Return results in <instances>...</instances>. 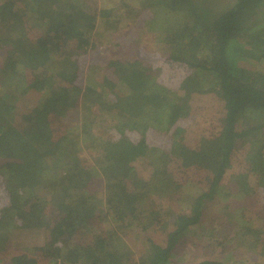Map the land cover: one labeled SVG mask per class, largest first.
Wrapping results in <instances>:
<instances>
[{"label": "trees", "instance_id": "trees-1", "mask_svg": "<svg viewBox=\"0 0 264 264\" xmlns=\"http://www.w3.org/2000/svg\"><path fill=\"white\" fill-rule=\"evenodd\" d=\"M99 1L0 0V254L41 234L11 264H133L127 232L162 229L136 264H181L187 244L189 264H224L247 241L264 258V215L234 219L264 205V0L209 20L191 0ZM134 23L148 62L96 59Z\"/></svg>", "mask_w": 264, "mask_h": 264}, {"label": "rangeland", "instance_id": "rangeland-1", "mask_svg": "<svg viewBox=\"0 0 264 264\" xmlns=\"http://www.w3.org/2000/svg\"><path fill=\"white\" fill-rule=\"evenodd\" d=\"M103 1V0H102ZM99 1L97 4V12H99L98 15H101V10L103 9V6L106 5L105 1ZM191 2L195 5V7L198 10V14L202 19L205 20H209L211 18H214L215 16H219L220 14H222L228 7H230L233 3V0H191ZM104 3V4H103ZM208 15V16H207ZM150 35V34H149ZM151 37V35H150ZM144 36L141 32V27L139 26L138 23H134L133 27L130 29H127L125 32L118 33V34H113L110 35L109 37L106 36H101L99 37V52H100V57L98 56V54H96L95 56H98V58L100 61L103 60V63H107L108 61L112 60V61H120L122 59H128V60H136L138 63H145L148 62V60L146 61V54H144L143 52L140 53V49L133 44L134 40L136 39H143ZM117 43L119 44V46H117ZM3 51H0V58L3 55L2 53ZM90 55V52L88 53ZM4 57V56H3ZM2 59V58H1ZM0 59V60H1ZM102 62V61H101ZM89 60H88V56L86 57L85 63L84 64H88ZM1 65V62H0ZM171 73V72H170ZM81 112L79 111V113L74 112L72 114V117L70 118V120L72 122H76L79 125L81 124V118L82 115L80 114ZM83 114V113H82ZM78 125V126H79ZM70 129H74L76 131V125L72 124V127ZM81 140H79V148H80V153L83 152V148L81 147ZM87 154V153H86ZM83 154L82 156L84 159L87 158V164H91L92 163V158L87 154ZM234 171H236V169H239L237 166L232 168ZM233 170H230V172H228L227 174H225V177L223 178V180L221 181L222 184H227L230 182L231 180V174H234ZM103 182L100 180H96L94 182L93 185V190L95 192H98L99 194L103 191V200L106 202V190L104 187L103 190ZM204 186V185H202ZM202 192V187H199L198 189H192L191 193L195 195H197L198 193ZM260 197H262L264 195V192L259 193ZM260 198L259 196H251L248 199V207L245 209L244 212L238 213L237 216L234 218L236 220H238L237 218H242L245 219L247 222L256 218L257 216L264 215V205L260 204ZM223 207L222 204H218L217 202L213 201L212 206H209L208 209V216L209 218H213V216H218L219 212H220V208ZM179 210L178 206H171V211L170 213H172L175 209ZM177 210V211H178ZM176 211V212H177ZM175 212V213H176ZM244 213V214H243ZM259 213V214H257ZM127 213H125V215H123V219H126ZM226 217L225 215L221 216L220 220H224ZM212 220V219H211ZM210 219H208L207 222H209ZM239 221V220H238ZM223 222V221H220ZM237 224L239 226H241L240 223L237 222ZM214 225V223L212 224ZM224 226H221L217 229L219 230H223ZM242 228H245L242 227ZM136 233H139L136 230H130L127 232L126 235V239L124 240V244L128 247V251L126 253L130 254L133 257H131V262L133 261V264H136V261H139V258L141 257L142 253H141V247L144 245L143 241L146 240L147 238H151L154 242L158 243V244H164V235L162 233H164V230L161 229L160 231H148L146 232H140V236H137ZM119 235L120 237H124L123 236V232L122 230H119ZM199 236L195 237L192 239V241H198V244H201V234H198ZM28 237V238H27ZM42 235L41 234H32L31 235H26L24 236L22 239L19 240H14V242H16L13 247H10L8 250H5L4 253L0 254V259H3L2 262H0V264H11V259L14 258L16 256V254H21V252L19 251V247L24 248V247H28V246H36L35 247V252L38 253L39 251V243L42 242ZM254 242H256L254 240ZM142 243V245H141ZM258 243V242H256ZM132 244H136L137 247H134ZM226 244V245H225ZM223 244V247H219L216 252L219 253L220 257L218 259H220L221 261L224 262V264H264V258H261L258 255L259 250L255 249L253 247V243L251 241H247L246 243H241V244H228L225 243ZM141 246V247H140ZM139 247V248H138ZM138 248V249H135ZM38 249V250H37ZM127 249H124L122 251H119V255L120 256H124V251H126ZM226 249V250H224ZM195 252V250L192 248V245L187 244L184 246L182 253H184L183 255H181L178 258V262L181 264H189L191 262H193V258H192V254ZM127 254V255H128ZM125 255V256H127ZM124 258V257H123ZM261 259V261H260Z\"/></svg>", "mask_w": 264, "mask_h": 264}]
</instances>
